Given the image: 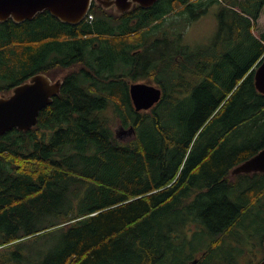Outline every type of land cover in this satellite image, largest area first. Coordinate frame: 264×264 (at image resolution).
I'll use <instances>...</instances> for the list:
<instances>
[{
  "label": "trees",
  "instance_id": "trees-1",
  "mask_svg": "<svg viewBox=\"0 0 264 264\" xmlns=\"http://www.w3.org/2000/svg\"><path fill=\"white\" fill-rule=\"evenodd\" d=\"M215 4L218 40L173 54V30ZM263 9L159 0L120 15L94 4L76 25L47 10L0 23V94L37 73L63 77L32 129L0 137V264H233L246 234L228 240L264 203V172L232 173L264 148ZM141 80L164 92L137 111L129 87ZM119 125L134 134L118 139Z\"/></svg>",
  "mask_w": 264,
  "mask_h": 264
},
{
  "label": "water",
  "instance_id": "water-1",
  "mask_svg": "<svg viewBox=\"0 0 264 264\" xmlns=\"http://www.w3.org/2000/svg\"><path fill=\"white\" fill-rule=\"evenodd\" d=\"M157 0H0V23L12 19L16 23L32 20L39 12L49 11L64 23L79 24L85 20L93 3L105 9L113 7L117 15L128 12L136 5L150 7ZM63 77L52 80L45 73H37L27 81L16 85L10 93L0 94V137L17 128L27 131L33 128L40 112L60 93ZM255 85L264 94V59L255 68ZM130 93L137 111L149 109L162 98V89L153 84L135 82ZM117 134L131 136L134 126L120 127ZM264 172V148L236 166L232 173ZM194 259L191 264H195ZM264 264V259L260 262Z\"/></svg>",
  "mask_w": 264,
  "mask_h": 264
},
{
  "label": "rangeland",
  "instance_id": "rangeland-1",
  "mask_svg": "<svg viewBox=\"0 0 264 264\" xmlns=\"http://www.w3.org/2000/svg\"><path fill=\"white\" fill-rule=\"evenodd\" d=\"M219 10H220L219 5L215 4L210 7L209 12L202 15L199 19L189 23L186 27L184 26L183 28L179 27L178 29H174L173 31H176V30L178 31V37L175 41L172 42V44H170V49L173 50V54H175L179 50V48L185 44H188L192 48H195V49H198V48L208 49L210 46H212L215 43V41L218 40L217 35H218L219 27H220ZM190 14L191 12L188 11V12H185L183 15L184 17H188ZM179 21H180L179 26L182 24L186 25L185 22L181 20ZM263 26H264V11L259 20L258 30L256 31L257 34H260L262 32V29L264 28ZM167 29H168V26H165L164 28H162V30H164L165 32L161 31V33L164 35L167 34L168 33ZM230 49L237 50L238 47L235 43H233L232 46H230ZM147 53H148L147 57L150 58V53L149 52ZM120 59H124V58H120ZM123 72H125L124 69H123ZM142 81H145V80H142ZM118 137L122 138L123 140L128 138L127 135L125 134L120 135L119 133H118ZM190 226L188 230L194 228L193 225L191 227ZM192 235H193L192 231L186 234L187 237H192ZM205 241L206 242H202L201 244H198L193 249V251L191 249V252L192 253L198 252L199 249L207 247L208 242L210 240L206 238ZM261 258L262 256H259V257L239 256L238 258H235L233 264H258ZM215 261L217 262L216 264H229L224 260H215Z\"/></svg>",
  "mask_w": 264,
  "mask_h": 264
},
{
  "label": "flooded vegetation",
  "instance_id": "flooded-vegetation-1",
  "mask_svg": "<svg viewBox=\"0 0 264 264\" xmlns=\"http://www.w3.org/2000/svg\"><path fill=\"white\" fill-rule=\"evenodd\" d=\"M156 4H159V0H157L153 5H151L150 7H142L140 5H136L133 8L137 9V8H144V9H150L152 6H155ZM108 10H113V7L108 9ZM114 11V10H113ZM137 51H145V49L143 48H139ZM129 54H127V52L125 53V55L119 57V58H124V59H128L131 58V56L134 53L133 49H129L128 50ZM63 85V83H62ZM160 86V85H159ZM162 89L163 87L160 86ZM164 91V89H163ZM129 92H130V87H129ZM131 96V93H130ZM124 135V134H121ZM129 138V137H128ZM128 138L124 139L127 140ZM264 204V203H262ZM260 204V205H262ZM258 205V206H260ZM258 206L253 207L252 208V217L246 219L241 225H239V227H237L235 230H237V233L234 237H232L231 239L228 240V243L232 246V247H237L240 246V239L239 236L242 234H246V238L244 240H241L244 246L243 252L241 251V256H250V257H259L262 256L261 260L259 261V263L264 259V221H261L259 219H257L256 217L254 218V214H256L258 211L262 210L261 208H259ZM262 238H261V237ZM262 243V246H261ZM258 263V264H259Z\"/></svg>",
  "mask_w": 264,
  "mask_h": 264
},
{
  "label": "built area",
  "instance_id": "built-area-1",
  "mask_svg": "<svg viewBox=\"0 0 264 264\" xmlns=\"http://www.w3.org/2000/svg\"><path fill=\"white\" fill-rule=\"evenodd\" d=\"M90 17H92V16H90Z\"/></svg>",
  "mask_w": 264,
  "mask_h": 264
},
{
  "label": "bare ground",
  "instance_id": "bare-ground-1",
  "mask_svg": "<svg viewBox=\"0 0 264 264\" xmlns=\"http://www.w3.org/2000/svg\"><path fill=\"white\" fill-rule=\"evenodd\" d=\"M182 199V198H181Z\"/></svg>",
  "mask_w": 264,
  "mask_h": 264
}]
</instances>
